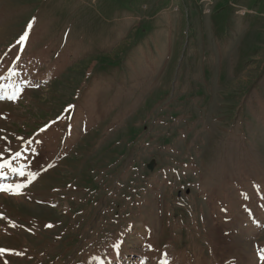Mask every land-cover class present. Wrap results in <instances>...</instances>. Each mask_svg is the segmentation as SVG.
I'll return each mask as SVG.
<instances>
[{
	"label": "rangeland",
	"instance_id": "1",
	"mask_svg": "<svg viewBox=\"0 0 264 264\" xmlns=\"http://www.w3.org/2000/svg\"><path fill=\"white\" fill-rule=\"evenodd\" d=\"M0 90V264H264V0H0Z\"/></svg>",
	"mask_w": 264,
	"mask_h": 264
},
{
	"label": "snow or ice",
	"instance_id": "2",
	"mask_svg": "<svg viewBox=\"0 0 264 264\" xmlns=\"http://www.w3.org/2000/svg\"><path fill=\"white\" fill-rule=\"evenodd\" d=\"M28 27L31 28V24H29ZM27 37H28V33L25 32V34L20 37V39L17 41V43L23 45V42L27 39ZM0 91H2V90H0ZM0 98H4V97H0ZM7 98L8 99L15 100L17 97H16L15 94H13L11 96H8ZM41 131H43V129ZM19 155H20V153L17 152L16 153L17 158L19 157ZM6 167L9 168L13 172H18V174L21 175V176H25L26 175L23 169L17 170L15 168H12L11 167V161L7 162L6 164H0V170L4 169ZM0 175H3L2 171H0ZM27 176L29 177V183H31L32 180L35 178V173H27ZM25 187H27V184H17V185H15V188L16 189H23ZM4 190L5 189L0 188V191H4ZM9 191H10V194H12V195H19V194H21L20 191H11V190H9ZM114 247L118 249L120 246L119 245H114ZM5 251L6 250H4V249H0V254L5 253ZM16 255H19V253H16ZM166 256H167V254H165V257ZM259 259L262 262H264V253H261L260 254ZM161 264H169V261L167 259H164V260L161 261Z\"/></svg>",
	"mask_w": 264,
	"mask_h": 264
},
{
	"label": "bare ground",
	"instance_id": "3",
	"mask_svg": "<svg viewBox=\"0 0 264 264\" xmlns=\"http://www.w3.org/2000/svg\"><path fill=\"white\" fill-rule=\"evenodd\" d=\"M108 263H110V261Z\"/></svg>",
	"mask_w": 264,
	"mask_h": 264
}]
</instances>
